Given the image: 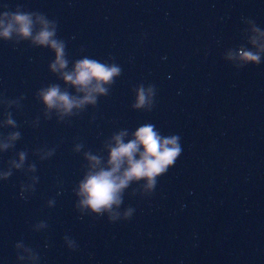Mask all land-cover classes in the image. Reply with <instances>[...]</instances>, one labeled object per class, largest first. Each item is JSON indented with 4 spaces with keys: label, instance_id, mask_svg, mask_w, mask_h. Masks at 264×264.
Listing matches in <instances>:
<instances>
[{
    "label": "water",
    "instance_id": "95a60500",
    "mask_svg": "<svg viewBox=\"0 0 264 264\" xmlns=\"http://www.w3.org/2000/svg\"><path fill=\"white\" fill-rule=\"evenodd\" d=\"M4 4L57 19L71 59L111 55L122 75L70 123L45 121L34 94L62 83L48 70L54 54L0 40V94L25 96L20 111L10 109L22 138L0 155V168L28 149L39 177L27 200L19 195L23 173L0 181V264H19L20 240L40 264H264V63L237 70L223 59L246 42L243 18L264 29V0H0V12ZM140 83L156 85L151 112L131 108ZM146 122L180 135L175 166L150 198L125 193L123 207L135 208L130 221L79 218L72 189L85 161L74 145L95 152L113 132ZM45 145L56 152L41 162L32 151ZM39 221L48 227L33 231Z\"/></svg>",
    "mask_w": 264,
    "mask_h": 264
},
{
    "label": "clouds",
    "instance_id": "9594fccd",
    "mask_svg": "<svg viewBox=\"0 0 264 264\" xmlns=\"http://www.w3.org/2000/svg\"><path fill=\"white\" fill-rule=\"evenodd\" d=\"M2 7L5 10L0 12V40L14 45L27 42L32 48H45L54 54L48 70L62 83L42 85L34 94L35 100L42 106L45 121L55 118L57 123H70L73 117L80 116L88 107L95 108L100 97L109 95L112 85L122 75V67L114 62V57L109 55L102 61L83 55L73 60L67 51V42L58 35L57 19H50L39 11L24 10L20 5L15 10H8L7 4ZM243 23L246 27L241 35L246 42L229 48L223 56L237 70L264 63V29L251 18H243ZM133 92L132 109L144 112L154 109L157 96L155 84L140 83L133 88ZM24 99V95L11 99L0 94V106L3 108L0 129H10L0 131V155L14 151L16 143L22 138L18 130L20 125L10 109L20 111ZM39 123L40 117L37 116L31 126L38 127ZM72 150L81 154L85 161L83 174L72 189L79 218L85 215L106 217L108 222L117 223L130 221L135 213V208L123 207L125 193L131 188V195L150 198L159 179L175 166L183 147L180 135H163L153 123L146 122L135 130L122 128L113 132L95 152L85 149L83 143H76ZM55 152L56 147L45 145L34 149L32 155L43 162L53 157ZM28 157V149L15 151V155L7 160L6 167L0 168V181L8 180L14 172H21L27 177V182H21L19 191L20 197L25 200L35 192L39 181L35 175L37 163L29 162ZM54 205L55 199L47 201L49 208ZM47 227L46 221H39L33 225V231L39 232ZM63 241L69 250L78 248L75 239L67 234ZM14 248L19 264H40L38 252L25 245L23 240L16 242Z\"/></svg>",
    "mask_w": 264,
    "mask_h": 264
}]
</instances>
